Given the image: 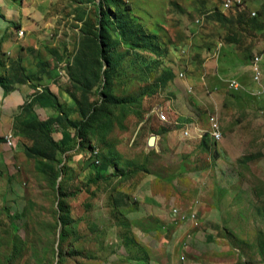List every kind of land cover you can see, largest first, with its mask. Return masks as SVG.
I'll list each match as a JSON object with an SVG mask.
<instances>
[{"label": "rangeland", "instance_id": "rangeland-1", "mask_svg": "<svg viewBox=\"0 0 264 264\" xmlns=\"http://www.w3.org/2000/svg\"><path fill=\"white\" fill-rule=\"evenodd\" d=\"M20 7L28 9L24 15L31 27L23 28L11 18L0 32V76L10 86L31 85L36 96V86L48 96L53 93L70 119H80L82 112L94 114L85 144L79 145L74 134L57 162L49 163L56 178L49 168H38L34 158L27 164L24 205L17 212L0 208V264L130 263L133 259L122 247L132 239L130 223L118 220L113 206L111 213L93 200L107 198L110 204V193L127 168L156 167L151 154L155 146H147L151 152L143 154L144 137L180 128L188 137L180 149L202 154L195 159L197 165L220 161L218 148L203 142L205 135L209 137V124L194 145L188 119L174 122L158 104L170 102L176 91L201 94L204 101L197 109L203 118L217 117L222 138L241 136L236 139L242 147L238 158H224L233 166L229 174L217 171L206 176L197 166V172L185 174L182 186L190 185L189 176L198 178V186L193 191L183 189L182 195L177 187L181 183L172 182L176 188L170 200L178 206L172 209L175 216L157 225L166 234V249L175 256L170 264H264V173L248 167L261 160L257 148L264 143L259 139L264 137V92L258 91L251 72L243 70L252 55L264 49V0H243V7L226 6L221 0L11 1V9ZM99 10L112 23L105 40L113 63L108 79L102 74L108 67L105 61L99 77H93L88 66ZM252 12L255 16L250 17ZM19 30L22 37L17 36ZM228 77L236 78L242 88H228L223 80ZM51 84L56 94L50 91ZM251 84L256 87L252 94L243 89ZM63 92L72 106L63 102ZM88 104L93 107L87 112ZM73 150L87 152L90 164H103L112 173L81 178L66 163ZM95 181L98 185L92 188ZM88 198L83 205L86 212L79 215L78 201ZM190 204H199V209L181 211V205ZM170 225L180 226L184 237L170 233ZM195 231L199 234L192 235ZM206 237L216 244L214 250L205 247Z\"/></svg>", "mask_w": 264, "mask_h": 264}, {"label": "crops", "instance_id": "crops-1", "mask_svg": "<svg viewBox=\"0 0 264 264\" xmlns=\"http://www.w3.org/2000/svg\"><path fill=\"white\" fill-rule=\"evenodd\" d=\"M11 1L13 2L14 0H0V13L5 16H0L1 33L8 27L12 19L19 21L23 28H25V26L31 27V24L28 25L27 16L24 15L28 9H26V11L22 9L24 7L11 9ZM8 10L12 11L9 13ZM20 31L21 30L17 32L18 37H22L19 35ZM258 63H261V76L259 79L260 82L258 81V91L264 92V50L258 53ZM243 67L245 72H250L249 63H246ZM218 76L220 77L219 74ZM228 78L223 80H227ZM35 88V90H37V96L34 93V88L25 82H15L8 91H5L0 85V208H7L10 212L20 211L25 203L24 185L26 166L30 163L31 158L25 154L24 147L32 144L31 139L17 132L14 128V123H25L32 118L47 120L55 117L58 113L50 97L46 93H42V89L39 88V86ZM201 89L202 87H200V90ZM243 89L245 92L252 94L251 92L256 89V87H253L251 84L250 86H243ZM54 90L55 88L51 84L50 91L54 92ZM35 96L37 97L36 99L34 98ZM62 100L68 107L73 105L71 99L64 92ZM221 100L222 98L220 97V99L216 101L220 103ZM203 101L204 100L201 99V94L198 95L192 92L187 95L184 91H176L170 102L165 105L162 103L158 104L166 108L168 116L171 117L174 122L179 123L188 119L187 121H189L190 125H193L190 131L188 130V136L194 138L193 142L195 145L200 142L201 139L199 138H201L203 130H205L209 124L207 121L208 116L207 119L203 118L204 114L197 109L199 103H203ZM29 102L32 103L29 114L21 115L22 106ZM156 109L158 108L156 107L155 110ZM156 111L158 117V112L160 110ZM211 120H217L218 124H220L217 117H213ZM8 132L13 133L12 146H8L3 140V136ZM51 136L55 141L67 147L73 141L74 131L71 128H61L59 125L53 124ZM148 136L149 135H146L143 139V154L151 152L146 145ZM156 136L155 149L151 152L152 156L157 160H154L155 163L157 162L156 167L151 168L146 165L143 170L138 171H135L134 168H127L126 170L128 173H124L123 177L118 178V183L110 193L111 205L107 203V198L106 202L102 198L98 199V197L93 200L95 205L99 204L100 208L103 206L108 209V211H111L114 207L118 215V220H125L130 223L128 236L132 239L128 244H122V247L127 248V252H129L128 255H131L133 259L130 260L128 264H170L171 261H176L174 254H170V250H167L165 247V232L162 234L159 229H157L158 224L172 221L175 216L172 209L178 207L176 203L172 202L174 200V195H172L171 190L176 188L173 187L174 184L172 182L181 183L177 186L181 195L183 189L193 191L198 186V178L196 177L195 179L189 176L190 185L185 188L182 186V179L186 177L185 174L193 171L197 172V166H199L200 172L204 173L206 176L209 173H215L217 171L229 174L233 171V166H230L228 160H224V158L235 159L241 155L242 145H240L239 141L236 139L237 136L238 140H240L241 136L226 135L223 138L221 136V142H219V139L215 140L213 137L209 138L207 136L203 140L205 143L204 145L208 147H217L220 161L216 165L214 162H206V165L200 167L201 165H197L198 162L195 161L198 156L202 155L199 152L200 150H193V154V152H191L192 150L180 149V147H184L188 141V137L184 135L182 129L172 128V130L166 132L163 136L160 134ZM247 138L249 139V137H244L243 139L248 140ZM259 139L263 140L264 137L261 136ZM177 146H179V150H176ZM257 150L260 151L259 157H261V160L248 164V167H258L260 168L259 170H263L264 173V143H262V145L260 144ZM88 155L89 154L83 150L74 151L71 159L67 160L66 163L76 170L81 178L84 176L99 178L100 176L112 173L110 168L103 164H90V160L86 158ZM168 156H170L172 160L167 161ZM205 156H207L208 159V154L206 155L205 153ZM163 158L166 160L165 162ZM34 159L37 162L36 166L38 168L46 167L52 170L49 162L42 161L38 158ZM97 183L98 182L92 184V188H96L98 185ZM97 195L98 192L95 196ZM102 196H104V194ZM88 201H90L89 198L86 201H78L79 208H77V212L79 215L86 212V208L83 207V205ZM198 205L199 204H190L186 207L181 205L180 208L184 207V210L181 211H186L189 208L199 209L197 207ZM169 228L173 231H169L170 233H181V239L184 237L182 233L184 231L181 230L180 226L173 227L170 225ZM122 230L121 228V231ZM122 232L124 233L125 231ZM196 234H199V231L192 233V235ZM194 238L195 236L193 239ZM206 240L205 247L208 246L207 249L211 251L214 250L216 244L212 242L209 237H206ZM195 243L196 245H200L197 239H195ZM221 249L225 250V247Z\"/></svg>", "mask_w": 264, "mask_h": 264}, {"label": "trees", "instance_id": "trees-1", "mask_svg": "<svg viewBox=\"0 0 264 264\" xmlns=\"http://www.w3.org/2000/svg\"><path fill=\"white\" fill-rule=\"evenodd\" d=\"M239 7H243V5ZM0 16L3 17V15L1 14ZM98 16L99 18L97 20L98 22L96 44L93 48L91 47L89 50L90 54L88 66L90 68V73L93 75V77H99V75H101L100 70L103 64L102 61H105L108 67L107 69L103 70L102 74L105 76L106 79H108L110 77V71L113 68V63L111 64L112 60L110 59V56L107 53V49L105 48V40L109 37L108 29L109 25L112 26V23L110 21V18L100 10L98 12ZM0 85L4 88L5 91L10 90V88L12 87L9 84H6L5 79L1 76ZM49 97L58 112L55 117L49 118L47 120H39L37 118H32L25 123L15 122L14 128L20 135L28 137L32 141V144L30 146L24 147V152L28 157L38 158L41 160H45L49 163H55L57 162V154L62 151L63 145L52 138L50 126L53 124H57L61 128H73L75 130L74 134L75 137L78 139L79 145L83 146L87 141L90 129V120L94 113L89 114L82 112L80 119H70L67 114H65L62 110V104L58 101L56 95L49 92ZM75 102H77L78 104L77 100ZM31 106V102L25 103L22 106L21 115L29 114ZM92 107V104H88L86 111H90ZM206 137L207 135H205L203 138ZM55 170L49 171L54 178L58 176ZM58 208L59 211L62 210V203L59 204ZM58 218L61 223H65V217H62L61 213L58 214Z\"/></svg>", "mask_w": 264, "mask_h": 264}, {"label": "built area", "instance_id": "built-area-1", "mask_svg": "<svg viewBox=\"0 0 264 264\" xmlns=\"http://www.w3.org/2000/svg\"><path fill=\"white\" fill-rule=\"evenodd\" d=\"M229 1H237V0H221V4L223 2H229ZM255 14V13H254ZM23 30H21L22 33ZM249 70L252 74V80L254 82H258L261 76V63H258V52L254 53L249 61ZM180 76H182V73H179ZM228 88L238 90L242 88V86L239 84L236 78L230 77L227 79ZM209 123V137H214L215 139H221L222 133H221V125L218 124L217 120H208ZM3 140L5 144L8 146H12L13 142V133L8 132L3 136ZM175 212V210H174ZM188 217V215H181V218Z\"/></svg>", "mask_w": 264, "mask_h": 264}, {"label": "bare ground", "instance_id": "bare-ground-1", "mask_svg": "<svg viewBox=\"0 0 264 264\" xmlns=\"http://www.w3.org/2000/svg\"><path fill=\"white\" fill-rule=\"evenodd\" d=\"M224 5L226 6H233V5H236V6H242L243 5V0H237V1H229V2H224ZM255 12H252L251 13V16H254ZM19 35H23V32L21 33V31L19 32ZM12 145H13V142H12ZM97 161V160H96Z\"/></svg>", "mask_w": 264, "mask_h": 264}, {"label": "water", "instance_id": "water-1", "mask_svg": "<svg viewBox=\"0 0 264 264\" xmlns=\"http://www.w3.org/2000/svg\"><path fill=\"white\" fill-rule=\"evenodd\" d=\"M156 138L157 136L155 134L149 135L146 140V145L148 147H154L156 145Z\"/></svg>", "mask_w": 264, "mask_h": 264}]
</instances>
